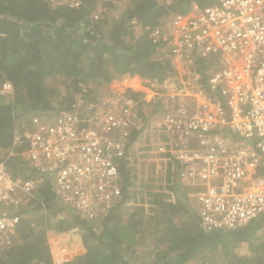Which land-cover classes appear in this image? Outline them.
<instances>
[{"label":"built area","instance_id":"1","mask_svg":"<svg viewBox=\"0 0 264 264\" xmlns=\"http://www.w3.org/2000/svg\"><path fill=\"white\" fill-rule=\"evenodd\" d=\"M82 1L49 0L71 7ZM149 31L178 74L149 79L150 88L130 89L131 95L110 91L89 100L87 93L56 114L31 117V126L15 131L13 147L0 158V209L29 204L37 179L47 176L57 200L99 222L121 199L116 159L125 154L134 125L141 126L139 107L157 102L150 110L157 105L161 112L162 139L150 144L148 157L161 156L165 171L170 160L181 164L180 183L195 190L204 230L240 227L264 214V0L193 3ZM211 57L212 68L195 70L198 59ZM12 91L4 81L0 95ZM23 143L36 179L8 169L13 148ZM20 219L0 212V250L12 244ZM61 241L59 234L48 236L53 264L85 251L80 241L75 248Z\"/></svg>","mask_w":264,"mask_h":264},{"label":"trees","instance_id":"2","mask_svg":"<svg viewBox=\"0 0 264 264\" xmlns=\"http://www.w3.org/2000/svg\"><path fill=\"white\" fill-rule=\"evenodd\" d=\"M122 2L83 0L71 7L49 0H0V87L4 81L13 86L11 95H0V158L8 156L15 131L22 133L31 126V117H47L70 107L75 92L93 93L85 83L89 79L108 81L114 71L153 80L176 76L171 58L149 30L175 13L188 11L193 3L212 4V0H128L124 8ZM114 9L120 14L107 17L106 10ZM214 63L212 57L198 59L195 70L203 72ZM48 78L58 79L66 92L46 87ZM151 112L161 114L140 108L143 124L134 125L125 154L116 159L121 199L97 223L56 199L48 177H39L29 166L23 154L26 143L13 148L7 159L11 174L21 179L39 177V186L29 204L0 209L21 216L12 244L0 250V264H53L48 236L54 233L79 239L85 249L63 264H188L199 257L207 259L213 251L222 254L219 264H264V214L240 227L204 230L198 208L188 198L190 187L181 196L165 197V190L178 192L184 186L179 180L181 164L174 159L166 166L164 186L135 181L139 147L131 150L145 124L152 121ZM149 147L144 142L142 156L148 157ZM242 244L248 253L238 252Z\"/></svg>","mask_w":264,"mask_h":264},{"label":"rangeland","instance_id":"3","mask_svg":"<svg viewBox=\"0 0 264 264\" xmlns=\"http://www.w3.org/2000/svg\"><path fill=\"white\" fill-rule=\"evenodd\" d=\"M105 1H108V0H105ZM127 1L128 0H123L122 7L125 8V4L127 3ZM102 7L104 8V6H102ZM106 14H107V17L110 18L112 16V14H115V16H118L120 14V11H118L116 9H114V10H106ZM105 28H107V27H105ZM139 29L135 28L136 32H140L141 30H139ZM100 69H102V70H100V72H103L105 70L104 68H100ZM90 80H92V79H89L88 81H85V83L87 85L88 84L92 85L93 82H91ZM150 80H153V79H150ZM150 80L148 78H144L143 77L142 78V82H141L142 83L141 89L150 88V84L148 83V82H151ZM57 82H58V79H56V78H48L44 82V84H45L46 87H52V88L58 89L59 91H60V89H62V92H66L65 88L63 86H61L60 84H58ZM85 83L81 82V84H85ZM57 84H58V86L56 87ZM96 88L97 87L92 88L93 91L95 90L93 93L90 92V91L87 92V93L92 95V96H89V94L86 95V96L89 97V100H96L101 95L107 93V90L105 91L104 89H99L100 90L99 91V90H97L98 88L97 89ZM73 90L72 91L70 90L69 95L72 94ZM75 93L76 94H73L74 100L78 99V98H80L81 100H85L84 99L85 97H84V95H82V93H77V92H75ZM120 94H124V92H121ZM126 94L131 95L130 90H128L126 92ZM143 97H144L143 95L140 97V102H142V100H143L142 98ZM143 102H145V101H143ZM155 103H157V102H153V103L151 102L149 106L141 104L140 107H139V111H140V108H142V111L145 112V113H147L149 111H152V110H150V108ZM148 108H149V110H148ZM157 108H158V106L156 105L154 107V109L157 110ZM139 111H138V113H139ZM46 113H44V114H46ZM49 114L52 115L53 113L49 112L48 115ZM45 116H47V115H45ZM151 119H152V121L150 123H148V124L146 123L145 126L143 127L142 131L139 134V141L136 143V145L132 148L131 151L133 152V150H136V148L139 147V149L136 150L137 157L135 158L136 162H135V164L133 166L135 168V170H134L135 181H141V182H137V183H142L143 185H144V183L145 184L152 183V186H154V187L156 186L157 187V186H164L166 184L164 178H165V175L167 174V171H165L164 170V166H162L159 163V158L161 156H158L156 159H151L149 157L142 156V154L144 153V148H141L144 145V142H147V143L151 144V143H157L159 141V139H162V136L158 133V131L160 130V124H161V122H160L161 114L156 113V112H151ZM136 120H137V122H140L139 124L142 126L143 121L141 120L139 115L136 116ZM148 138H149V140H148ZM192 144L196 145L193 142H192ZM184 189H185L184 187L180 186V190L178 192L173 191V192H169L168 193L165 190L164 193L167 194V195H165V197L173 198L176 195L181 196L182 192L184 193V191H182ZM194 192H195V190H194ZM188 198L190 199L191 203H194V205H195V200H196L195 196L193 197V196H189L188 195ZM130 204H131V202H129V205ZM140 204H142V203H140ZM149 205H150L149 202L146 201V205L144 207L148 208ZM69 211H71V210L69 209ZM123 218H125V216ZM61 236H62L61 244L63 246L72 245L75 248L74 244H77L78 241H80L79 239L78 240H72V239H67L63 235H61ZM148 244L150 245L149 242H148ZM81 245L83 246L82 242H81ZM144 246L146 248V245H144ZM246 246H247L246 244L240 245V248L238 249V252L242 253V254L243 253H248L249 250H248V248ZM221 256H222L221 252H217V251L214 252L213 251V252H211V253H209L207 255V259H204V258L201 259L199 257L198 259L190 261V263H188V264H219Z\"/></svg>","mask_w":264,"mask_h":264},{"label":"crops","instance_id":"4","mask_svg":"<svg viewBox=\"0 0 264 264\" xmlns=\"http://www.w3.org/2000/svg\"><path fill=\"white\" fill-rule=\"evenodd\" d=\"M111 79H109L107 81V78H102L101 80H97V79H93L90 80L91 82H93V84H88L87 86L89 88H95L97 87L96 89L99 90V89H104L105 91L107 90V93L112 91L114 92L115 94L116 93H121V92H124L126 93L128 90H132V89H140L142 87V76H140L139 74H132V73H129V72H124V73H117V72H111ZM97 80V81H96ZM100 91V90H99ZM85 96V95H84ZM76 97V96H75ZM21 122L24 123V119L22 120L21 119ZM25 126V124H23ZM139 138V136H138ZM181 187H184L185 189L187 187L185 186H182ZM190 189L189 192H188V195L189 196H195L194 192L191 188H188ZM198 202L195 200V206L198 207ZM13 207H7L6 209H11Z\"/></svg>","mask_w":264,"mask_h":264}]
</instances>
